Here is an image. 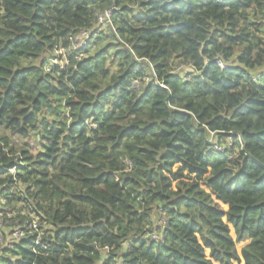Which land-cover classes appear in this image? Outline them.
Listing matches in <instances>:
<instances>
[{
	"label": "trees",
	"instance_id": "1",
	"mask_svg": "<svg viewBox=\"0 0 264 264\" xmlns=\"http://www.w3.org/2000/svg\"><path fill=\"white\" fill-rule=\"evenodd\" d=\"M257 69L264 0H0V264H264Z\"/></svg>",
	"mask_w": 264,
	"mask_h": 264
},
{
	"label": "built area",
	"instance_id": "2",
	"mask_svg": "<svg viewBox=\"0 0 264 264\" xmlns=\"http://www.w3.org/2000/svg\"><path fill=\"white\" fill-rule=\"evenodd\" d=\"M112 12L111 8H105L101 12H99L96 16V27H101L109 23V17ZM95 36V30H82L80 31L79 35L74 37L73 40V48L74 49H81L86 44L87 41ZM61 52V51H57ZM218 64L221 68L226 67L223 62L220 60L218 61ZM230 141V139H229ZM215 149L218 152L223 151L222 146H214ZM9 172L12 174H15L16 172V166H12L9 169ZM25 219L22 222L16 221V224L11 227L10 231H3L6 230V223L3 219H0V245L3 246H9L12 242L16 241L20 238H26L27 236H33L34 237V245L40 246L42 244V231H39L40 222L36 215H28V212H24ZM163 222V221H162ZM151 238L159 237L160 235L157 234L155 231L150 232ZM123 264V263H119Z\"/></svg>",
	"mask_w": 264,
	"mask_h": 264
},
{
	"label": "rangeland",
	"instance_id": "3",
	"mask_svg": "<svg viewBox=\"0 0 264 264\" xmlns=\"http://www.w3.org/2000/svg\"><path fill=\"white\" fill-rule=\"evenodd\" d=\"M250 73L251 74H256V73H258V77H257V80H259L260 78H262L263 76H264V72H263V70L262 69H257V70H254V71H250ZM159 220L160 219H158V220H153L151 223H152V225H151V228H155V225L157 224V223H159ZM154 223V224H153ZM155 231H157L156 230V228H155ZM231 233H233L232 231H231ZM234 234H232V236H233ZM245 243H239V244H237L236 245V248H237V251L238 252H240V250H241V248H242V246L244 245ZM206 254H207V252H206ZM240 264H243V262H241Z\"/></svg>",
	"mask_w": 264,
	"mask_h": 264
}]
</instances>
